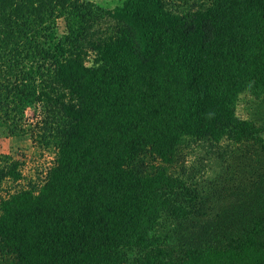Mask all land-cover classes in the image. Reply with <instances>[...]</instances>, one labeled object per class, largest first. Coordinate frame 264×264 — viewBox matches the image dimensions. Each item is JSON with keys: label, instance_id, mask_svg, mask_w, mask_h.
<instances>
[{"label": "trees", "instance_id": "trees-1", "mask_svg": "<svg viewBox=\"0 0 264 264\" xmlns=\"http://www.w3.org/2000/svg\"><path fill=\"white\" fill-rule=\"evenodd\" d=\"M0 130V264H264V0H0Z\"/></svg>", "mask_w": 264, "mask_h": 264}, {"label": "rangeland", "instance_id": "rangeland-1", "mask_svg": "<svg viewBox=\"0 0 264 264\" xmlns=\"http://www.w3.org/2000/svg\"><path fill=\"white\" fill-rule=\"evenodd\" d=\"M95 1L103 3L105 0ZM40 117L39 107L35 105L30 106L25 110L23 125L32 129L40 120ZM29 133L14 136L7 131L0 130V153H9L15 158L24 161L22 167L25 176L23 179L24 183L29 181V179L40 180L52 164L54 156L49 150L42 148L39 142ZM8 184L4 183V187H8Z\"/></svg>", "mask_w": 264, "mask_h": 264}]
</instances>
